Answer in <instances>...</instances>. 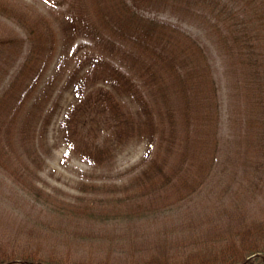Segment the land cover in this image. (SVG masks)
Returning <instances> with one entry per match:
<instances>
[{"label":"rangeland","instance_id":"obj_1","mask_svg":"<svg viewBox=\"0 0 264 264\" xmlns=\"http://www.w3.org/2000/svg\"><path fill=\"white\" fill-rule=\"evenodd\" d=\"M8 1L24 17H44L53 39L50 49L41 50L15 77L12 74L26 54V35L18 21L0 20V89L11 88L0 102V125H9L7 139L2 141L7 169L0 171V257L22 247L28 221L16 212L21 208H11L22 177L61 200L92 198L98 202L118 196L146 198L145 191L156 189L170 174L173 180H168V188L177 179L198 176L199 163L208 156L211 143L210 123L205 125L203 120L206 105L183 106L173 78L163 72L166 60L162 64L133 40L140 33L129 31L109 0ZM191 1L134 2L144 16H155L189 33L205 47L212 66L223 149L221 163L214 166L208 185L194 196V202L208 207L226 205L232 201V190L254 186L255 197L247 194L242 199L250 217H257L259 209L253 203H264V131L246 121L249 107L237 76L239 68L220 43V30L208 19L203 2ZM228 1L221 0L219 5ZM248 12L237 19H246L262 32L264 18L256 19L251 9ZM219 24L223 27L225 22ZM34 26L41 31L40 23ZM164 43L152 45L163 54L169 51ZM189 53L200 66L201 59ZM141 73L146 75L145 82L138 79ZM196 74L191 76L194 83L201 80ZM128 80H134L136 90ZM149 141L151 158L143 161ZM163 191L158 189L152 196ZM30 238L36 246L34 237ZM64 240L51 238L44 245L60 247ZM2 264L23 263L10 260Z\"/></svg>","mask_w":264,"mask_h":264},{"label":"trees","instance_id":"obj_2","mask_svg":"<svg viewBox=\"0 0 264 264\" xmlns=\"http://www.w3.org/2000/svg\"><path fill=\"white\" fill-rule=\"evenodd\" d=\"M109 1L129 31L134 35L136 31L140 33L141 36L133 40L162 64L166 60L167 70L163 72L173 78L176 96L183 106L197 103L203 108L206 105L205 118L201 119L211 126L209 154L199 163L198 176L190 180L177 179V184L168 188V180H173L170 174L163 180L167 187L158 183L156 189L145 191L146 198L118 196L98 202L92 198L66 201L36 187L30 179L20 178L17 182L19 196L11 208H21L16 212L23 214L28 224L20 242L22 247L12 248L0 257V264L10 260H20L23 264H264V203L256 200L253 204L259 213L257 217H250L242 199L247 194L255 197L254 186L232 190V201L226 205L200 206L193 199L208 185L214 166L221 163L219 155L223 149L218 125V88L205 47L177 25L141 14L135 0ZM201 1L208 19L220 30V43L235 58V68H239L237 76L241 77L240 87L249 107L246 121L256 123L264 131V21L262 32H258L246 19H237L249 14L248 9L254 12L256 19H263L264 0H229L222 6L219 5L221 0ZM234 1L241 4L236 5ZM15 9L8 0H0V20L18 21L26 35L24 60L12 74L18 77L41 50L50 49L53 38L44 17H24ZM220 21L225 22L223 27ZM37 23H40V32L35 30ZM163 41L169 51L162 54L152 43L162 44ZM187 50L201 59L200 66L192 61ZM183 57L186 62L181 61ZM196 73L201 78L198 83L191 77L197 76ZM145 77L141 73L138 79L145 82ZM127 84L135 89L134 80H128ZM9 87L0 89V102L7 97ZM195 91L197 97L193 96ZM139 92L142 98V89ZM0 117H3L1 112ZM2 127L5 126L0 125V171L7 169L2 141L7 139L9 125ZM202 140L206 142L207 137L202 136ZM151 142L143 161L151 158ZM255 177L261 179V176ZM158 189H163V193L152 196ZM32 236L38 243L36 246L31 243ZM59 237L65 239L62 246L44 245L51 238Z\"/></svg>","mask_w":264,"mask_h":264}]
</instances>
